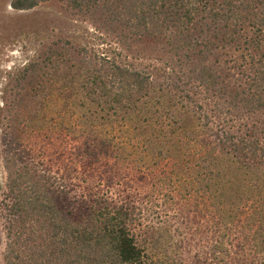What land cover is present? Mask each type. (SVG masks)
Here are the masks:
<instances>
[{"label": "trees", "instance_id": "obj_1", "mask_svg": "<svg viewBox=\"0 0 264 264\" xmlns=\"http://www.w3.org/2000/svg\"><path fill=\"white\" fill-rule=\"evenodd\" d=\"M43 1L14 0L11 7L28 10ZM63 1L122 43H146L169 55L179 75L161 85L149 72L85 47L63 55L49 49L22 69L15 117L44 114L51 95L63 102L44 139L55 140L61 153V136L69 137L80 176L65 169L79 180L67 183L66 173L52 170L51 157L45 163L13 132L4 156V264H145L136 202L147 201L149 217L163 151L175 153L173 164L181 165L180 156L191 162L188 179L172 169L169 198L183 206L193 201L190 212L211 219L215 264H264V0ZM55 57L69 63L57 87L46 81ZM78 94L95 111L74 117L72 110L65 121L64 109L74 107ZM131 146L159 148L148 156L155 159L147 172L127 159ZM130 170L149 176L138 191L127 179ZM154 226L147 224V233Z\"/></svg>", "mask_w": 264, "mask_h": 264}, {"label": "rangeland", "instance_id": "obj_2", "mask_svg": "<svg viewBox=\"0 0 264 264\" xmlns=\"http://www.w3.org/2000/svg\"><path fill=\"white\" fill-rule=\"evenodd\" d=\"M12 1L14 0H0V95L5 105V111L1 117L2 133L0 134V170L3 181L6 183L5 149L10 137H17L13 134L14 132L19 134L22 147L29 149L32 154L40 157L45 163L51 157L52 170L57 169L60 176H65L66 173L67 183L78 184L79 180L78 178L75 179L74 176L78 174L75 169L80 171V166L75 160H71L73 156L68 150L69 145H67L70 140L69 137L61 136L65 142L61 153L54 151L55 148L52 143L55 140L44 139L46 135H50L48 131L54 129L53 117L56 114L54 111L57 107L63 105V102H56L54 95H51V102L53 103L48 104V110L45 107L46 113L43 114V111L37 112L36 117L33 118L24 117L23 119L21 114L19 118L15 117L13 107L19 90L16 83L22 69L30 62L42 59L49 49H56L63 55L64 52H71L73 47L74 49L85 47L114 57L120 63H130L132 67L143 69L152 75L154 81L163 85L166 77H169L170 80L179 75V73L177 74V64L169 55L161 50L147 47L146 43H122L120 41L122 38L109 31L100 21H94L90 17L71 11L63 0H45L28 10L14 9L11 7ZM52 63H54L53 68L48 70L50 67L48 66L46 69L47 84L50 82L54 84L53 87L63 85L66 78L65 71L69 63H66V58L61 60L56 57L52 58ZM57 75L59 77L55 78ZM80 95L75 96L74 107L68 108L66 106L67 109H64L66 111L63 116L65 121H70L72 110L74 111V117L85 111L87 112L89 108L90 111H95V108L89 107ZM169 96L166 95V97ZM164 104L168 106L171 101H164ZM50 108L51 112H49ZM238 115H235L234 118L246 119V115L243 117H238ZM259 118L264 119V115L259 116ZM249 120L253 119L250 118ZM51 121L52 123H50ZM150 131L147 128V132ZM130 149L132 150V156L127 159H131L133 162L134 160L138 161L141 170L147 172L146 164L152 162L154 165L153 160L155 159L151 160L149 157H151L153 151L159 148L148 147L145 151L144 148L136 149V147L131 146ZM168 152L163 151L165 159L157 165V169L160 171L158 176L161 180L158 181V188L154 191L156 201L151 205L149 217H147V201L136 202L142 216L137 222L135 232L139 244L144 249L145 264H147V257L148 264H215V259L212 256L214 237L211 219L199 217L196 211L190 212L194 209L193 201L187 202L186 206H183L181 202H172L169 198L171 188L168 186V179L172 169L175 171L181 170L180 174L183 177H191L193 174L190 167L191 162L187 163L186 157L180 156L182 159L181 165L173 164L176 155ZM65 169L74 171V176L70 177ZM162 171L166 172L165 176L162 175ZM78 175L80 176V174ZM141 176L143 178H139ZM127 177L133 183L135 191L141 189L139 186H141L142 179L145 177H147V180L149 179L148 175L145 176L131 170ZM172 183L175 184L176 181L173 180ZM142 189L145 190V188ZM164 193L168 195L162 196ZM2 195L3 198L0 204V264H4L3 253L7 233V216H5L7 214L4 206L6 202L5 188ZM139 199L142 200V196ZM174 200L176 201V198ZM185 208H188V214L180 212ZM154 210H157L159 215L155 214ZM197 222L199 223L197 224ZM149 223H153L155 226L149 229L147 233V224ZM201 223H205L210 228L205 229ZM196 229L201 230L199 232L200 237L195 234Z\"/></svg>", "mask_w": 264, "mask_h": 264}, {"label": "flooded vegetation", "instance_id": "obj_3", "mask_svg": "<svg viewBox=\"0 0 264 264\" xmlns=\"http://www.w3.org/2000/svg\"><path fill=\"white\" fill-rule=\"evenodd\" d=\"M4 111H5V105H4V102L2 100V96L0 95V134L2 133L1 117H2V114H3ZM0 163H1V161H0ZM4 188L6 189L5 181H3L2 172L0 170V204L2 202V198H3L2 194H3Z\"/></svg>", "mask_w": 264, "mask_h": 264}]
</instances>
